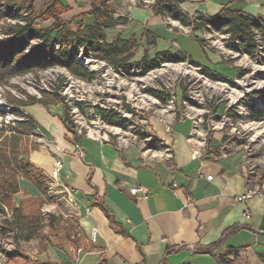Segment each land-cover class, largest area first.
I'll list each match as a JSON object with an SVG mask.
<instances>
[{"label":"crops","instance_id":"0c3cea01","mask_svg":"<svg viewBox=\"0 0 264 264\" xmlns=\"http://www.w3.org/2000/svg\"><path fill=\"white\" fill-rule=\"evenodd\" d=\"M61 1L68 7L62 17H75V23L93 2ZM149 2L109 0L115 15L127 20L108 28V39L120 31L129 37L148 27L157 32L160 49L172 47L175 41L177 48L189 51L187 42L179 39L189 34L173 31L165 16L152 12ZM181 5L191 13L215 14L227 5L264 15V0H183ZM133 12L143 20L141 27L134 23ZM84 20L90 23L94 16L87 14ZM36 106L34 115L46 139L30 151L29 158L51 179L56 158L63 160V181H57L56 188L58 197L79 211L82 246L78 253L57 251V258L41 264H220L219 255L228 253L230 245L243 248L233 264H264L259 256L264 251V200L258 195L239 198L250 185L241 151L222 152L218 137L195 153L198 147L190 136L189 119L177 121L165 134L166 154H151L135 143L121 145L90 135L76 142L67 136L60 104L36 102ZM78 144L83 153L77 152ZM65 182L75 188L68 190V196L63 191ZM134 184L149 186V197L133 195L130 186ZM94 229L96 240L92 239ZM210 245L212 250L204 249Z\"/></svg>","mask_w":264,"mask_h":264},{"label":"rangeland","instance_id":"374dc122","mask_svg":"<svg viewBox=\"0 0 264 264\" xmlns=\"http://www.w3.org/2000/svg\"><path fill=\"white\" fill-rule=\"evenodd\" d=\"M148 1L152 4L154 0H146L145 3ZM44 2L46 0H37L36 9H42ZM133 13L134 23L141 27L139 23L143 20ZM70 19L75 17L66 20ZM6 21L12 20L0 22V36ZM52 21V18H38L36 24L49 25ZM73 21L70 26L76 28ZM167 21L173 31L189 34L188 37H179L183 43L187 42L184 44L189 51L177 48L179 45L175 41L172 47L160 49L157 32L148 27L143 28L145 32L140 33L139 30V34H133L139 43L133 62L119 68L93 57L88 49L80 47L77 58L82 65L96 72L95 78L78 77L61 65L14 76L7 83L0 84V109L6 112L0 114V124L26 117V105L17 106L19 112L13 111L11 96L22 99L41 97L43 91L59 84L69 106L71 121L83 136L109 139L121 145L135 143L151 154H166L169 149L165 134L177 121L189 119L192 123L190 136L198 147L195 153H201L200 148L220 137L222 152L241 151L244 154L250 173L249 182L264 176L263 34L259 29L254 30L256 47L254 52L248 53L221 24L211 23L194 30L179 20L167 18ZM146 29H151V32ZM194 33L198 34L197 38ZM36 43V39L31 40L32 45ZM59 47L55 45V48ZM163 50H170L175 58L158 57L154 67L143 63L138 65L144 55L152 59ZM181 51L185 56L176 58L182 55L179 54ZM60 107H63L62 103ZM37 109L36 103L27 104V111L33 115ZM102 109L107 115L113 113V120L101 116L99 110ZM254 111L262 113V118L253 119L251 114ZM45 139L39 124L25 134L27 156L34 145ZM19 179L20 190L11 194L10 201L4 206L5 214L0 215V264H41L57 258V251L78 253L82 247L79 245V211L69 200L58 197L57 180L50 189L51 176L46 178L47 188L43 192L32 180L23 176ZM18 214H38L45 219V224L36 236L28 239L16 222ZM49 214L55 218V227L48 224ZM92 239L96 240L93 234Z\"/></svg>","mask_w":264,"mask_h":264},{"label":"trees","instance_id":"16d2710c","mask_svg":"<svg viewBox=\"0 0 264 264\" xmlns=\"http://www.w3.org/2000/svg\"><path fill=\"white\" fill-rule=\"evenodd\" d=\"M35 1L0 0V22L3 19L12 20L6 21V26L2 29L3 35L0 36V84L7 83L14 76L55 65L66 67L78 77L92 80L96 72L82 65L77 58L80 47L88 49L93 57L106 60L116 68L133 62L131 60L139 44L135 36L125 37L120 31L111 40L108 39V28L127 20L124 15H115L109 0H93L91 8L76 22V28L70 26L74 19L66 20L61 16L68 8L61 0H50L40 10L36 9ZM145 1L139 0V4H145ZM182 1L154 0L151 5L152 12L179 20L185 25H191L194 30L211 23L226 26L231 38L238 40L239 47L248 53L254 52L256 47L255 29H259L264 38V15L262 14H252L227 5L215 14H205L200 11L191 13L183 8ZM87 14L94 16V20L90 23L84 20ZM38 18H52L53 21L49 25H37ZM146 30L151 32V29ZM155 36L154 34V38ZM33 39L37 41L34 45L31 44ZM56 44L60 47L55 48ZM29 45H31L30 48ZM157 54L158 56L152 59H147L144 55L138 65L143 63L147 67H154L158 63V57L175 58L170 50H163ZM179 54L182 55L176 58L185 56L182 51ZM53 86V89L43 91L41 97L29 96L27 99H22L11 96L9 100L13 103V111L19 112L17 106L36 102L46 106L62 103L61 119L68 131L67 136L79 142L83 135L79 133L77 125L71 121L66 97L60 91L61 85L53 84ZM99 112L108 120H113L115 117L113 113L107 115L105 109ZM5 113L4 109H0V114ZM24 113L26 117L23 119H14L0 124V215L5 214L4 206L10 201L11 194L20 190V176L32 180L43 192L47 188L44 183L47 176L31 161L24 150V136L38 127V121L32 113L28 111ZM251 117L261 119L262 113L254 111ZM38 145H34L32 149L37 148ZM102 206L107 211V208ZM108 214L112 219L111 214ZM37 215H17L16 222L25 231L28 239L36 236L45 224V219ZM49 215L48 224L55 227V218L52 214ZM5 220L9 221V218ZM211 246L204 249L212 250ZM242 250L241 247L230 245L228 253L219 255L220 264H233L234 258ZM259 256L264 261V251L259 252Z\"/></svg>","mask_w":264,"mask_h":264},{"label":"built area","instance_id":"2783aa9c","mask_svg":"<svg viewBox=\"0 0 264 264\" xmlns=\"http://www.w3.org/2000/svg\"><path fill=\"white\" fill-rule=\"evenodd\" d=\"M77 149L79 153L83 152V149L80 144L77 145ZM62 166H63V160L60 157H57L53 165L55 170V178L57 179V181H63L60 173ZM208 177L211 178L212 175H209ZM249 183L250 185L246 193L241 195L239 198L243 199V198L252 197L254 195H258L261 196L264 200V176H260V178H258L257 180L251 181ZM68 190H75V188L71 187L69 184L65 182V189H63V191L67 193V196H68ZM130 192L133 195L137 196L138 199L148 198L150 194V187L145 184H134L130 187ZM246 216L247 217L251 216V212L249 210H246ZM93 235H94V239H96V229H94ZM81 249L82 248L79 247V250Z\"/></svg>","mask_w":264,"mask_h":264},{"label":"bare ground","instance_id":"6f19581e","mask_svg":"<svg viewBox=\"0 0 264 264\" xmlns=\"http://www.w3.org/2000/svg\"><path fill=\"white\" fill-rule=\"evenodd\" d=\"M55 180H57V179L55 178V170H54V167H53V170H52V179L50 180V183H49V188L50 189H52L56 185V181Z\"/></svg>","mask_w":264,"mask_h":264}]
</instances>
